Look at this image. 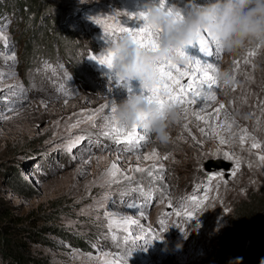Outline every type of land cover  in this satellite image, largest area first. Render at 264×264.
Segmentation results:
<instances>
[{"label": "rangeland", "instance_id": "1", "mask_svg": "<svg viewBox=\"0 0 264 264\" xmlns=\"http://www.w3.org/2000/svg\"><path fill=\"white\" fill-rule=\"evenodd\" d=\"M144 3L0 0V236L23 255L21 264L234 258L230 218L241 200L264 190V44L217 52L202 33L212 56L193 44L185 62H171L190 73L181 81L187 87L195 80L194 89L203 79L196 68L210 71L211 64L216 84L199 90L215 99L187 94L175 104L182 118L168 125L167 144L138 127L129 140L132 127L112 119V109L129 89L139 92V83L126 86L99 60L121 28L136 33L144 26ZM187 4L166 0L165 7ZM197 58L201 66L185 67ZM164 83L159 78L154 87ZM212 158L231 167L209 170ZM7 254L0 245V264Z\"/></svg>", "mask_w": 264, "mask_h": 264}, {"label": "clouds", "instance_id": "2", "mask_svg": "<svg viewBox=\"0 0 264 264\" xmlns=\"http://www.w3.org/2000/svg\"><path fill=\"white\" fill-rule=\"evenodd\" d=\"M140 12L146 13L145 24L159 30L157 45L151 49L141 47L132 33H124L110 40L103 50L112 54L111 66L104 65L109 74L126 86L138 81L140 88L117 104L114 117L122 126L138 127L145 135H155L167 144V127L179 121L182 112L176 105L162 109L147 99L146 91L159 81V65L166 60L185 62L188 57L176 50L191 45L204 30L228 52L249 42L264 44V0H208L205 4L188 0L186 10L175 5L162 7L160 0H145ZM222 79L228 80L227 73L222 74Z\"/></svg>", "mask_w": 264, "mask_h": 264}, {"label": "snow or ice", "instance_id": "3", "mask_svg": "<svg viewBox=\"0 0 264 264\" xmlns=\"http://www.w3.org/2000/svg\"><path fill=\"white\" fill-rule=\"evenodd\" d=\"M165 3H166V0H161L162 7H165ZM177 14L179 15V13ZM138 18H140L144 22L147 18L146 13L140 12L138 14ZM100 22L101 21L99 20L96 21V23H100ZM120 32L122 33L128 32V29L121 28ZM158 33H159V30H153V28L150 25L144 23V26L140 28L138 32L132 33V34H133V38L141 45V47L151 49L157 45V41H158L157 34ZM202 33H206L207 35L211 36V34L207 32V30H204V32ZM202 33L199 35V39L194 41L191 45L193 44L197 45L199 48V51L203 53L205 56H212L213 50L207 44L205 36L202 35ZM216 45H217L216 51L219 52L221 45L219 44L218 41H216ZM176 51L182 56H185L187 54L184 48H178ZM252 54L253 53H250V55ZM99 63L101 65L107 64L108 66H111L112 54L109 53L107 57L101 58L99 60ZM192 64L196 66H201V60L197 58L193 61H190V64L185 67H191ZM164 65H166V68ZM206 68L210 71H205L204 67L202 66L196 68L197 74L202 76L203 79L200 80V84L197 86L196 89H194L193 85L195 84V80H193L192 83H189L187 87H185V84L181 81V77L190 75V73L187 71H181L180 66L172 63L171 60H166L165 62L159 65L160 79L164 80L165 83L161 87H153L146 91V96H147L148 101L149 102L155 101L163 109L165 106L175 105L177 103H180V104L184 103L185 101L183 97L187 94H193L194 96H200L202 99L210 98L214 100L215 99L214 95L210 97L204 96L202 92L199 90L203 88L205 84L208 85L209 89H211L212 85L216 84L215 77L212 74H210L211 72H215L216 70L213 68L211 64H208ZM170 70H174V72ZM225 83H228V81H226ZM129 92L131 93V89H129ZM161 93H163V95H161ZM164 97H167V100ZM223 107L224 105H220V108L217 109V112H219L220 109H222ZM112 111L114 113L115 109L113 108ZM112 119H115L114 115ZM136 128L137 127L133 126L132 127L133 130L127 134L129 140H132L133 138L137 136ZM112 131L119 133L121 129L113 128ZM139 139L143 140L144 136H140ZM252 147L255 148L257 147V145L253 144ZM166 158L167 157H165V159ZM115 168H116V165L113 164L108 171L109 176L115 175V171H114ZM136 170L143 171V169H139V168H137ZM195 199L196 198H193L194 201ZM187 215L191 217V213H187Z\"/></svg>", "mask_w": 264, "mask_h": 264}, {"label": "trees", "instance_id": "4", "mask_svg": "<svg viewBox=\"0 0 264 264\" xmlns=\"http://www.w3.org/2000/svg\"><path fill=\"white\" fill-rule=\"evenodd\" d=\"M240 202L236 205L227 227L228 238L235 244V255L232 259L230 254H226L222 256V260L225 259L227 264L240 260H247L252 264H264V190L251 194L249 198ZM0 245L3 250L10 252V255H6L9 259L7 264H11V261L13 264L23 263V255L9 244L7 237L0 236Z\"/></svg>", "mask_w": 264, "mask_h": 264}, {"label": "water", "instance_id": "5", "mask_svg": "<svg viewBox=\"0 0 264 264\" xmlns=\"http://www.w3.org/2000/svg\"><path fill=\"white\" fill-rule=\"evenodd\" d=\"M205 165L209 170H211V168L228 170L231 167V162L223 158H212L207 160Z\"/></svg>", "mask_w": 264, "mask_h": 264}, {"label": "bare ground", "instance_id": "6", "mask_svg": "<svg viewBox=\"0 0 264 264\" xmlns=\"http://www.w3.org/2000/svg\"><path fill=\"white\" fill-rule=\"evenodd\" d=\"M46 110L49 111V108H46ZM47 111H46V112H47Z\"/></svg>", "mask_w": 264, "mask_h": 264}]
</instances>
